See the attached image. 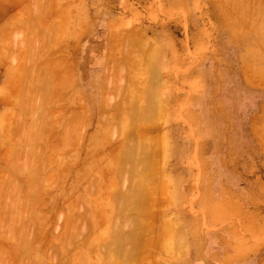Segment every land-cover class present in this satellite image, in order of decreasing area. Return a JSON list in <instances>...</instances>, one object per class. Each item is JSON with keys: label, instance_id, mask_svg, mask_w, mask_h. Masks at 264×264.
<instances>
[{"label": "rangeland", "instance_id": "374dc122", "mask_svg": "<svg viewBox=\"0 0 264 264\" xmlns=\"http://www.w3.org/2000/svg\"><path fill=\"white\" fill-rule=\"evenodd\" d=\"M261 104L264 0H0V264H264Z\"/></svg>", "mask_w": 264, "mask_h": 264}, {"label": "crops", "instance_id": "0c3cea01", "mask_svg": "<svg viewBox=\"0 0 264 264\" xmlns=\"http://www.w3.org/2000/svg\"><path fill=\"white\" fill-rule=\"evenodd\" d=\"M261 107H262V109H261ZM260 111H262V114L264 115V113H263V112H264V104H263V105H262V104L260 105ZM260 111L258 110L257 114H258ZM257 114H254L253 116H251L250 119L252 120L253 117H254L255 115H257ZM256 145H257L258 148L262 147V146H260L261 144H260V145L256 144Z\"/></svg>", "mask_w": 264, "mask_h": 264}, {"label": "bare ground", "instance_id": "6f19581e", "mask_svg": "<svg viewBox=\"0 0 264 264\" xmlns=\"http://www.w3.org/2000/svg\"><path fill=\"white\" fill-rule=\"evenodd\" d=\"M45 36V35H44ZM46 38V37H45ZM48 40V39H47ZM60 73V72H59ZM60 75V74H59ZM56 77V76H55ZM57 82V81H56Z\"/></svg>", "mask_w": 264, "mask_h": 264}]
</instances>
